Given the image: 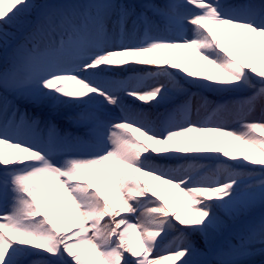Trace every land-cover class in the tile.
I'll return each mask as SVG.
<instances>
[{
  "label": "snow or ice",
  "instance_id": "6c2138e0",
  "mask_svg": "<svg viewBox=\"0 0 264 264\" xmlns=\"http://www.w3.org/2000/svg\"><path fill=\"white\" fill-rule=\"evenodd\" d=\"M183 85L225 102L192 120ZM257 203L264 0H0V264H251Z\"/></svg>",
  "mask_w": 264,
  "mask_h": 264
},
{
  "label": "trees",
  "instance_id": "16d2710c",
  "mask_svg": "<svg viewBox=\"0 0 264 264\" xmlns=\"http://www.w3.org/2000/svg\"><path fill=\"white\" fill-rule=\"evenodd\" d=\"M124 2L125 0H120V2ZM171 87V85H170ZM183 87L186 89V94L184 93H175L170 97V101L167 105V107L170 108L173 107L174 105H180L185 103V101H189L190 102V116L192 120H198V119H205L208 117H212L213 116V111H214V105L218 104V103H222L225 102L224 100H222V98L218 97L215 94H211L208 92H205L203 90H200L192 85H183ZM228 100H232V99H236L235 97H229L227 98ZM207 100L211 103L209 104H205L204 101ZM23 110V109H22ZM147 112V111H145ZM158 113H163L165 112V107L162 106V108L157 110ZM158 115V114H157ZM149 119V115L147 116ZM157 118V116H156ZM156 118H154L152 121H156ZM214 119H220V120H225L228 121L230 123V126L232 127H239L232 115L229 112H222V113H218ZM181 163H183L181 161ZM171 164L170 167H179L180 164ZM205 164L208 165V167L210 168H214L215 165L212 164L211 162H203ZM258 179V178H257ZM261 215H264V207H262L259 203H257V205L253 208L251 215H250V219L251 220H258ZM240 226L237 225V229ZM164 234L161 233V236H163ZM179 236V234H176L175 231H171L169 233V235L164 239V244L163 247H168V245H170L172 243L173 240L176 239V237ZM158 240L160 239V237L157 238ZM193 240L196 241L197 243V247L200 248L201 252L204 253V256L202 257L203 259H207V260H213V258L211 257L212 252L210 250L207 249V247L203 244V240L197 241L194 237H192ZM236 236H235V229H230L228 231H225L224 233L218 235L217 237H215L214 242H213V247L216 248V246L218 247L217 244L220 245L219 248H226L229 244H234L236 243ZM261 245L259 243H257L254 246V254L249 257L248 259L251 261V264H264V255H262L259 251Z\"/></svg>",
  "mask_w": 264,
  "mask_h": 264
},
{
  "label": "rangeland",
  "instance_id": "374dc122",
  "mask_svg": "<svg viewBox=\"0 0 264 264\" xmlns=\"http://www.w3.org/2000/svg\"><path fill=\"white\" fill-rule=\"evenodd\" d=\"M234 1V0H233ZM81 2H83V0H81ZM128 3H135V4H140V3H143L144 0H128L127 1ZM153 3H156V4H163L165 2V0H152ZM133 75L132 73H128L127 76H131ZM120 78H126V77H120ZM124 102L125 104L130 107V108H133V109H138V108H144L147 114V116L149 115V120H153L154 118H156L158 112H156L155 110L156 109H149L147 105H144L142 104V102H139V101H135L134 98H129V97H124ZM111 107V106H109ZM57 123L58 125L60 126V128L62 130H65V129H68V125L67 123L62 119V118H57ZM229 163H231V161H228ZM138 215V214H137ZM179 227V225H177ZM176 234H179V232H175ZM197 241H200L202 240L201 237L199 236H196L194 237ZM218 247L216 246V248H219V244H217ZM211 257L214 259V256L213 254H211Z\"/></svg>",
  "mask_w": 264,
  "mask_h": 264
}]
</instances>
